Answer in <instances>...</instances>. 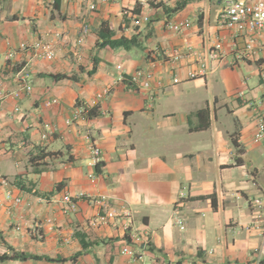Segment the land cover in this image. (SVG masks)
<instances>
[{
  "label": "crops",
  "instance_id": "0c3cea01",
  "mask_svg": "<svg viewBox=\"0 0 264 264\" xmlns=\"http://www.w3.org/2000/svg\"><path fill=\"white\" fill-rule=\"evenodd\" d=\"M147 1L95 0L93 11L91 0H0V88L24 87L20 98H0V256L42 258L0 264H255L264 243V144L254 142L264 31L219 25L230 2L251 0ZM183 21L191 27L167 28ZM103 23L134 44L100 47ZM37 41L54 43L53 60L20 49ZM189 48L205 77L189 78L196 59L172 61ZM137 70L152 74L151 89L122 81ZM104 90L88 119L72 121ZM79 193L107 201L70 210L64 197ZM104 208L116 220L94 225ZM144 234L147 249L135 242Z\"/></svg>",
  "mask_w": 264,
  "mask_h": 264
},
{
  "label": "built area",
  "instance_id": "2783aa9c",
  "mask_svg": "<svg viewBox=\"0 0 264 264\" xmlns=\"http://www.w3.org/2000/svg\"><path fill=\"white\" fill-rule=\"evenodd\" d=\"M44 2L49 0H42ZM66 1V0H65ZM95 0H91L90 9L96 10ZM116 0H102L105 4H110L115 2ZM141 4L142 6H146L148 4L147 0H134ZM147 21V18H144ZM219 25L223 29L233 30L239 34H250V35H259L264 31V0H251L250 2L246 1H233L228 4L226 9L220 15ZM191 27V23L189 21L183 22H168L167 28L173 32H181L182 30L189 29ZM254 40H251L250 44L247 46L244 55L249 54V52L253 49ZM20 49L23 51H32L37 57L44 58L46 60H53L56 56L55 46L53 42L50 41H37L33 44L23 43L20 46ZM209 60L218 62L223 58L222 45L218 43L211 50L208 55ZM172 61L180 62L184 59H196L200 64V70L197 72H192L189 74L190 79L202 78L207 75V65L202 61V57L198 55L193 49L189 48L184 52L174 51L171 54ZM153 76L152 74L137 70L134 73L128 74L123 77L122 81H124L131 89L138 88L143 90L151 89ZM175 84L180 83L179 79L174 80ZM24 87L21 86L19 90L15 93L7 94L0 88V98L5 99L6 97L14 96L15 98H20L22 95ZM109 95V90H104L102 93L98 94L94 100H92L89 104H81L77 107L73 114L72 121H81L89 118L90 113L95 110L99 105L107 98ZM57 104L56 100H53L49 103V105ZM258 123L256 127V131L254 134V142L258 144H264V113L258 112ZM91 151V160L90 167L95 169L98 168L101 162L102 151L101 149L94 145L90 149ZM97 175L94 172L89 175V179L91 182L95 183L97 180ZM6 183V182H4ZM82 200H88L92 205H104L107 201L106 197L99 198H91L88 197L84 193H79L77 195L71 196L66 195L64 197V202L69 204L70 210H76L77 203ZM16 202H20V200H16ZM256 203L261 205V200H256ZM117 218V214L114 210L104 208V210L99 214L96 220L93 222L94 225H109ZM135 242L142 245L145 249L150 246V239L147 235H139L135 236ZM123 254L129 256L131 259H135L136 251L129 246H126L123 249ZM138 260L143 263V256H140ZM264 262V243L263 245L255 250L254 253V263L262 264ZM150 264H156L151 262Z\"/></svg>",
  "mask_w": 264,
  "mask_h": 264
},
{
  "label": "trees",
  "instance_id": "16d2710c",
  "mask_svg": "<svg viewBox=\"0 0 264 264\" xmlns=\"http://www.w3.org/2000/svg\"><path fill=\"white\" fill-rule=\"evenodd\" d=\"M97 37L99 39L98 45L103 48L110 47L129 49L131 45L134 44L133 40H127L125 38L115 39V33L110 30L109 26L106 23H103L97 31ZM204 113L205 112H200L199 115H202ZM83 246L86 248L87 244L83 243ZM28 259L40 260L42 258L35 256H26L24 254H14L13 256L3 255L0 256V263H5L8 261H26ZM47 260L52 261L49 259Z\"/></svg>",
  "mask_w": 264,
  "mask_h": 264
}]
</instances>
